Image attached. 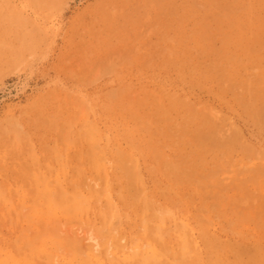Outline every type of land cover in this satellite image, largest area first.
<instances>
[{
	"label": "rangeland",
	"instance_id": "obj_1",
	"mask_svg": "<svg viewBox=\"0 0 264 264\" xmlns=\"http://www.w3.org/2000/svg\"><path fill=\"white\" fill-rule=\"evenodd\" d=\"M0 12L1 249L41 245L63 263L129 243L141 222L120 215L138 188L168 229L206 221L238 264H264V0H0ZM118 155L136 180L113 166L103 195L98 173ZM73 191L109 203L62 216Z\"/></svg>",
	"mask_w": 264,
	"mask_h": 264
},
{
	"label": "bare ground",
	"instance_id": "obj_2",
	"mask_svg": "<svg viewBox=\"0 0 264 264\" xmlns=\"http://www.w3.org/2000/svg\"><path fill=\"white\" fill-rule=\"evenodd\" d=\"M37 14L39 15V13ZM112 155L115 156V154ZM110 165L104 168V172L98 173L100 177L99 192L103 195L111 191L112 183L117 184L118 179L116 178L111 179L110 183L104 178V175H107L108 170L113 166H115L117 172L114 175H118V178L136 180V173L134 172L133 163L129 155L116 156V158L111 161ZM107 176L109 179V175ZM121 191L122 190H120L119 197L121 196ZM128 195L131 198V202L126 205L120 218L123 217L125 221H132V218H137L138 221L141 222L139 231L131 236V241L129 243L122 242L124 237L112 236L110 237V244L102 242L98 253L95 254L91 250L82 252L77 249L70 256L64 254L62 256L63 263H58L54 252L52 250L46 251L41 245H39V247L27 246L14 255H11L7 249L0 248V264H238L231 245L225 241L214 240L208 235L209 230L206 221L196 220L198 222L194 227H189L183 221H170L174 229H168V227H166V217L154 214L150 215L143 209L146 206L145 204H141L142 197L138 188L128 191ZM60 196L62 202H66V205L63 203V205L59 207L61 210L57 207L62 216H67L74 211L75 208L82 210V207H84L85 211L87 210L88 212L97 214L99 212L97 206L101 201L105 204L109 203L108 199L105 197H103L101 201H98L91 195L84 196L78 201V193L75 191L72 193L62 192ZM139 208L141 209L140 214L137 213ZM108 214L112 215V213ZM99 234H101V232ZM85 239L80 240L83 241ZM197 239L200 241L201 245H198ZM37 253H43L41 256L42 258L35 259L33 254ZM229 255L231 256L230 261L228 260Z\"/></svg>",
	"mask_w": 264,
	"mask_h": 264
}]
</instances>
